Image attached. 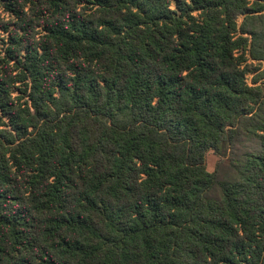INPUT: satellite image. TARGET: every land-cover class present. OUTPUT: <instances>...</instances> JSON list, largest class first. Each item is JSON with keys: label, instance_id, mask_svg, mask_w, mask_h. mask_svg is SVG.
Wrapping results in <instances>:
<instances>
[{"label": "trees", "instance_id": "16d2710c", "mask_svg": "<svg viewBox=\"0 0 264 264\" xmlns=\"http://www.w3.org/2000/svg\"><path fill=\"white\" fill-rule=\"evenodd\" d=\"M0 47V264H264V0H0Z\"/></svg>", "mask_w": 264, "mask_h": 264}, {"label": "rangeland", "instance_id": "374dc122", "mask_svg": "<svg viewBox=\"0 0 264 264\" xmlns=\"http://www.w3.org/2000/svg\"><path fill=\"white\" fill-rule=\"evenodd\" d=\"M174 5V1L172 3V6ZM4 36V35H2ZM0 53H2V48L0 47ZM252 79V74H249L247 76V81L250 83ZM218 158L215 156V154L212 151H209L205 156V164L206 169L208 172H214L215 168L217 166Z\"/></svg>", "mask_w": 264, "mask_h": 264}]
</instances>
